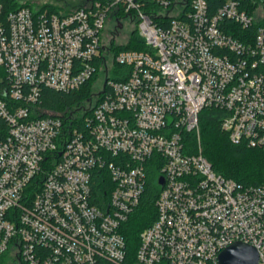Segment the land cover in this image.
Wrapping results in <instances>:
<instances>
[{
  "label": "built area",
  "instance_id": "2783aa9c",
  "mask_svg": "<svg viewBox=\"0 0 264 264\" xmlns=\"http://www.w3.org/2000/svg\"><path fill=\"white\" fill-rule=\"evenodd\" d=\"M126 21L145 48L112 54ZM112 62L129 70L113 79ZM92 77L84 105L42 106L43 87ZM209 106L232 143L264 152L258 0L0 2V264H217L235 241L264 264V179L243 185L187 150ZM152 167L156 216L132 253L120 229Z\"/></svg>",
  "mask_w": 264,
  "mask_h": 264
},
{
  "label": "trees",
  "instance_id": "16d2710c",
  "mask_svg": "<svg viewBox=\"0 0 264 264\" xmlns=\"http://www.w3.org/2000/svg\"><path fill=\"white\" fill-rule=\"evenodd\" d=\"M264 7V0H258ZM6 9H14L19 5L30 6L27 2L18 0H0ZM74 8H64L62 6L44 3L35 8L47 7L55 11H70ZM216 6L220 0H208ZM112 54L121 49L138 48L144 49L143 39L138 35L137 30L130 31L125 42L116 43L111 41ZM113 71L111 78L120 79L118 73H124L129 70L125 65L112 62ZM96 77L86 81L79 89L73 91H58L48 87L41 89L42 106L53 110H64L65 108H78L84 105L87 99L93 94V84ZM222 111L214 106L205 107L199 114V140L195 134L187 136V150L196 152L201 148L204 156L209 160L212 168L225 177H229L243 185H256L264 179V152L257 148L246 147L242 144L232 143L227 134L221 129ZM157 169H149L146 179V185L141 197L140 203L136 209L129 215L127 220L121 225V233L125 238L127 247L133 253L138 242L139 232L148 226L156 216L155 199L160 186L156 181ZM96 191H99L101 178L94 179ZM101 192V190H100Z\"/></svg>",
  "mask_w": 264,
  "mask_h": 264
},
{
  "label": "water",
  "instance_id": "95a60500",
  "mask_svg": "<svg viewBox=\"0 0 264 264\" xmlns=\"http://www.w3.org/2000/svg\"><path fill=\"white\" fill-rule=\"evenodd\" d=\"M158 182H163L162 177L158 178ZM257 260L258 254L253 246L235 241L219 252L217 264H256Z\"/></svg>",
  "mask_w": 264,
  "mask_h": 264
},
{
  "label": "rangeland",
  "instance_id": "374dc122",
  "mask_svg": "<svg viewBox=\"0 0 264 264\" xmlns=\"http://www.w3.org/2000/svg\"><path fill=\"white\" fill-rule=\"evenodd\" d=\"M19 2H27L31 8H35L44 3H50L58 6H62L64 8H74L78 6L81 2L80 0H18ZM132 24L128 21L124 22L123 27L119 29L116 34V40L118 42H125L127 40V34L132 30ZM101 75V72L99 73ZM97 80H95L94 84ZM198 139H199V132H198Z\"/></svg>",
  "mask_w": 264,
  "mask_h": 264
}]
</instances>
